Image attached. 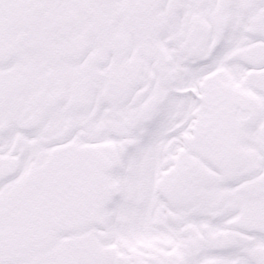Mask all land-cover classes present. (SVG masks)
<instances>
[{
  "label": "snow or ice",
  "instance_id": "1",
  "mask_svg": "<svg viewBox=\"0 0 264 264\" xmlns=\"http://www.w3.org/2000/svg\"><path fill=\"white\" fill-rule=\"evenodd\" d=\"M0 264H264V0H0Z\"/></svg>",
  "mask_w": 264,
  "mask_h": 264
}]
</instances>
